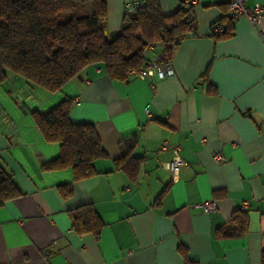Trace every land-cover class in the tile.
Returning <instances> with one entry per match:
<instances>
[{
	"label": "crops",
	"instance_id": "1",
	"mask_svg": "<svg viewBox=\"0 0 264 264\" xmlns=\"http://www.w3.org/2000/svg\"><path fill=\"white\" fill-rule=\"evenodd\" d=\"M144 0H107V36L121 31L126 7ZM165 14L181 0H159ZM227 0L194 4L196 34L175 48L174 74L111 79L91 64L62 88L30 87L7 72L0 82V164L20 195L0 206V264H185L180 246L197 264H264V14L256 26L233 20L235 34L210 36ZM264 0H247L253 7ZM209 82L218 90L211 93ZM65 99L75 122L95 123L107 157L97 174L74 180L71 168L42 170L60 154L34 119ZM137 138L134 173L115 159ZM163 142L168 144L160 150ZM181 146L184 164L165 165ZM225 160L219 162L215 154ZM70 185L64 197L60 185ZM214 199L217 209L199 206ZM91 204L104 226L100 237L78 233L72 214ZM238 210L248 231L222 237Z\"/></svg>",
	"mask_w": 264,
	"mask_h": 264
},
{
	"label": "trees",
	"instance_id": "2",
	"mask_svg": "<svg viewBox=\"0 0 264 264\" xmlns=\"http://www.w3.org/2000/svg\"><path fill=\"white\" fill-rule=\"evenodd\" d=\"M88 4L89 13L76 14L79 6ZM218 6L223 13L211 24L210 36L229 39L235 34L229 2ZM193 11L190 0L172 14L162 11L159 0H144L126 11L119 34L108 37L107 0H0V82L12 72L30 87L55 92L87 66L98 64L111 79L128 83L144 67L149 44L161 42L170 62L180 41L196 34ZM208 86L211 93H218L210 82ZM72 105L71 99H65L47 112L33 115L44 138L60 144L59 156L44 163L42 170L71 168L74 180H83L97 174L96 161L107 157V152L95 123L72 120ZM137 143L135 136L124 142L122 155L115 159L118 168L136 171L141 161L133 154ZM59 189L64 197L72 194L70 185ZM19 195L12 175L0 164V206ZM72 219L76 232L100 237L104 223L93 205L78 207ZM248 225L247 212L238 210L219 234L240 237ZM179 250L185 264H197L185 247Z\"/></svg>",
	"mask_w": 264,
	"mask_h": 264
},
{
	"label": "built area",
	"instance_id": "3",
	"mask_svg": "<svg viewBox=\"0 0 264 264\" xmlns=\"http://www.w3.org/2000/svg\"><path fill=\"white\" fill-rule=\"evenodd\" d=\"M195 4L198 0H190ZM229 2V14L233 20L239 18H245L251 25L256 26L260 17L264 14V6L257 3L253 7L247 4V0H227ZM139 2H135L126 7L127 11H131L134 6ZM216 27L215 30H218ZM146 63L137 73L139 78H145L146 76H158L159 78L169 77L174 74L172 65L168 61V56L165 51L164 45L161 42L151 43L147 46L145 51ZM168 144L163 142L160 146V150L166 149ZM181 146L176 145L173 149L174 157L172 160L166 163L165 167L172 171L174 174L179 172L180 166L184 164V161L180 155ZM215 159L219 162L225 160V157L221 153L215 154ZM203 211L207 214L214 212L217 209L216 200L210 199L204 201L199 205Z\"/></svg>",
	"mask_w": 264,
	"mask_h": 264
},
{
	"label": "rangeland",
	"instance_id": "4",
	"mask_svg": "<svg viewBox=\"0 0 264 264\" xmlns=\"http://www.w3.org/2000/svg\"><path fill=\"white\" fill-rule=\"evenodd\" d=\"M91 10V5H83V6H79L76 10V14L77 15H83V14H87L89 13ZM64 17V16H63Z\"/></svg>",
	"mask_w": 264,
	"mask_h": 264
},
{
	"label": "water",
	"instance_id": "5",
	"mask_svg": "<svg viewBox=\"0 0 264 264\" xmlns=\"http://www.w3.org/2000/svg\"><path fill=\"white\" fill-rule=\"evenodd\" d=\"M182 2L186 1V0H181Z\"/></svg>",
	"mask_w": 264,
	"mask_h": 264
}]
</instances>
